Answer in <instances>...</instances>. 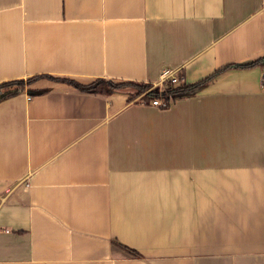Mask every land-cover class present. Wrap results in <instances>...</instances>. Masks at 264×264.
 <instances>
[{
	"label": "crops",
	"instance_id": "0c3cea01",
	"mask_svg": "<svg viewBox=\"0 0 264 264\" xmlns=\"http://www.w3.org/2000/svg\"><path fill=\"white\" fill-rule=\"evenodd\" d=\"M263 55L264 0H0V82L211 76L0 101V264H264Z\"/></svg>",
	"mask_w": 264,
	"mask_h": 264
},
{
	"label": "trees",
	"instance_id": "16d2710c",
	"mask_svg": "<svg viewBox=\"0 0 264 264\" xmlns=\"http://www.w3.org/2000/svg\"><path fill=\"white\" fill-rule=\"evenodd\" d=\"M254 66H260L264 68V55L254 61L244 62L240 64H233L226 67L249 68ZM43 78L53 82L65 83L67 85L72 86L73 88H75L80 92L101 94V95L122 93L128 95L127 101L138 99L139 101H142L144 103H150L154 99H159L163 101L166 106H168L172 101L176 99L195 95L211 80V76H210L194 84L186 85L182 83L179 86H174L170 80L163 81L161 85L158 84L154 85L150 83L124 82V81L98 78L90 83L83 84L74 79L54 77L50 75H35L25 80L0 82V101L15 96L23 91H26V93L30 96L45 93L47 91L45 89L24 88L25 83L28 84ZM125 88H133L135 92L134 93L127 92L124 90ZM10 89L14 91L10 93H5ZM121 248L126 250L131 255H136V252L134 250H131L124 246H121Z\"/></svg>",
	"mask_w": 264,
	"mask_h": 264
},
{
	"label": "built area",
	"instance_id": "2783aa9c",
	"mask_svg": "<svg viewBox=\"0 0 264 264\" xmlns=\"http://www.w3.org/2000/svg\"><path fill=\"white\" fill-rule=\"evenodd\" d=\"M167 80H170L174 86H179L183 83L182 79L178 78L173 73L168 72L167 74L164 75L163 80L160 83H158V85H161L163 81H167ZM260 88H261V93L264 94V72H262L261 77H260ZM150 104L152 106H157L161 108L166 106L165 103L159 99L152 100Z\"/></svg>",
	"mask_w": 264,
	"mask_h": 264
},
{
	"label": "rangeland",
	"instance_id": "374dc122",
	"mask_svg": "<svg viewBox=\"0 0 264 264\" xmlns=\"http://www.w3.org/2000/svg\"><path fill=\"white\" fill-rule=\"evenodd\" d=\"M49 81V80H47V79H38V80H36V81H34V82H31V83H25V85H24V88H31V89H37L36 87H35V84H38L39 82H41V81ZM155 85V84H154ZM125 91H127V92H132V93H134L135 92V90L133 89V88H125L124 89ZM128 94V93H127ZM128 96V95H127Z\"/></svg>",
	"mask_w": 264,
	"mask_h": 264
},
{
	"label": "water",
	"instance_id": "95a60500",
	"mask_svg": "<svg viewBox=\"0 0 264 264\" xmlns=\"http://www.w3.org/2000/svg\"><path fill=\"white\" fill-rule=\"evenodd\" d=\"M12 91H14V90L10 89V90L6 91L5 93H10V92H12Z\"/></svg>",
	"mask_w": 264,
	"mask_h": 264
}]
</instances>
